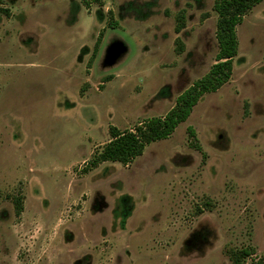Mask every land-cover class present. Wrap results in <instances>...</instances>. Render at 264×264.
Returning a JSON list of instances; mask_svg holds the SVG:
<instances>
[{"label": "rangeland", "instance_id": "obj_1", "mask_svg": "<svg viewBox=\"0 0 264 264\" xmlns=\"http://www.w3.org/2000/svg\"><path fill=\"white\" fill-rule=\"evenodd\" d=\"M215 1L0 0V264H264V0L229 82L131 163L82 173L109 126L206 74Z\"/></svg>", "mask_w": 264, "mask_h": 264}, {"label": "trees", "instance_id": "obj_2", "mask_svg": "<svg viewBox=\"0 0 264 264\" xmlns=\"http://www.w3.org/2000/svg\"><path fill=\"white\" fill-rule=\"evenodd\" d=\"M100 2V0H94ZM262 0H216L213 10L217 14L215 37L218 51L215 62L209 70L175 98L174 105L163 115L150 117L131 129L119 130L111 125L108 128L109 140L95 151L82 173L97 168L103 162H118L123 165L131 163L143 154L150 143L168 138L175 128L190 116L193 107L206 93L215 92L232 76L233 59L237 55L238 39L236 27L242 22L244 15ZM182 20V17L180 18ZM183 27L182 21L176 30ZM189 136L195 140V131L187 127ZM19 211V210H18ZM251 249H241L231 254L233 264H242L251 254ZM255 264H262L257 261Z\"/></svg>", "mask_w": 264, "mask_h": 264}]
</instances>
